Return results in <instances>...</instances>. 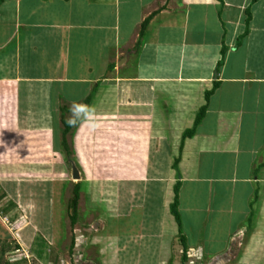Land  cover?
<instances>
[{
	"label": "crops",
	"instance_id": "1",
	"mask_svg": "<svg viewBox=\"0 0 264 264\" xmlns=\"http://www.w3.org/2000/svg\"><path fill=\"white\" fill-rule=\"evenodd\" d=\"M72 101L99 122L74 131L78 181L50 171ZM68 183L84 214L62 254ZM0 190L26 264H264V0H0Z\"/></svg>",
	"mask_w": 264,
	"mask_h": 264
},
{
	"label": "rangeland",
	"instance_id": "2",
	"mask_svg": "<svg viewBox=\"0 0 264 264\" xmlns=\"http://www.w3.org/2000/svg\"><path fill=\"white\" fill-rule=\"evenodd\" d=\"M46 159H48V158H46ZM54 160L57 161L56 158H54ZM63 164H64L63 166H59V170H57V169L50 170L52 168V166H50L49 169H47V170H50L53 173H56L57 174L56 177L60 176L63 173L62 176L65 175L66 178H68L70 180V178H71V166L68 165L65 161H63ZM55 167L57 168L58 166H55ZM222 174L224 176H226L228 179L231 178L233 175L232 166H222ZM50 188L51 187H49V190H50ZM72 189H73V185L71 183H68L64 187V191L61 195V198H59L60 200L57 202V199L55 198L56 202H54L55 205L57 206L58 212L60 211L61 214L63 213V216L61 215L62 216L61 226H62V230H63L64 239H63L62 245L60 247L61 251L58 252V253L61 252L62 254H65V251H68L69 245H70V229H71V227H70V214H71L70 211H71V209L69 210V203H70L72 196H73ZM41 201L42 202L39 203V206L41 207V212L44 211V212H46V214H48L50 211V209H49L50 195L48 194L47 196L43 197L41 199ZM32 205H34V204H32ZM46 209H48V211ZM83 209H84L83 198H81V195H79L78 202H77V211H79L78 212L79 215L84 214ZM4 215L7 216V218H8L5 221L17 219V224L15 223V221H12L13 226L10 225L11 230H12V228L15 229L14 226H19V225H22V223H24V219H22L20 217V214H19V212H17V209L14 207L13 203L10 204L5 198H3L2 191L0 190V216H4ZM91 219H93V218L89 215V218H88V220L85 221V223L90 222ZM13 222L15 224H13ZM0 236L5 238V232L0 231ZM4 242H6V243H2V241H1V248L4 249V251H7L4 254V260H6L9 264H26L25 261L22 259L23 258L22 252H19L21 250H19L16 242L12 241L10 239H8ZM15 253H16V255H15ZM18 253H20V254H18Z\"/></svg>",
	"mask_w": 264,
	"mask_h": 264
},
{
	"label": "trees",
	"instance_id": "3",
	"mask_svg": "<svg viewBox=\"0 0 264 264\" xmlns=\"http://www.w3.org/2000/svg\"><path fill=\"white\" fill-rule=\"evenodd\" d=\"M248 20H249V15L247 13V20H246V28H247V24H248ZM149 18H147L140 27L139 30V36H138V40L135 44V49L137 50L141 44H142V40L144 38L145 35V29L146 26L148 24ZM247 33V30L245 31V34ZM240 41V38L238 39ZM221 55H224V48L221 51ZM221 62L218 64L220 65ZM217 88V84L213 85L212 90L208 91L205 93V102H208V99L210 97V95H212V93L214 92V90ZM88 101V100H86ZM85 101V103H86ZM206 110V106H203L199 109V112L197 113L196 117H195V121L193 123V127L190 130H186L183 133L182 139L185 138H190L193 136L194 131L196 126L200 123V121L202 120L204 113ZM76 128L74 127H69L65 121L63 119H61L60 121V128H59V144L61 147V151L64 157L65 162L71 166V163L73 162V149H72V137L74 134ZM174 169H176V162L175 165L173 166ZM262 166H257V168H261ZM79 184H76L73 186L72 189V199L69 203V210L70 211V225L73 226L75 224L76 221V216H77V202H78V198H79ZM178 186L175 185L174 187V199H173V203L170 206V210H171V214L173 215V217L175 218V221L177 223H179V217H178V213H177V193H178ZM180 239V243L183 246V250H182V261L184 262L186 260V246L184 245V238L180 235L179 237ZM72 246V243H71ZM48 249V245L43 241V239H41L40 237H36L33 241L32 247H31V253L33 254V256L38 259V260H44L45 256L47 255L46 250ZM7 251H4V249L1 248V242H0V264H9L6 260H4V254Z\"/></svg>",
	"mask_w": 264,
	"mask_h": 264
},
{
	"label": "clouds",
	"instance_id": "4",
	"mask_svg": "<svg viewBox=\"0 0 264 264\" xmlns=\"http://www.w3.org/2000/svg\"><path fill=\"white\" fill-rule=\"evenodd\" d=\"M68 112L69 115L66 117L65 123L69 127L79 128L83 126L91 132L99 125L95 110L90 105L72 101Z\"/></svg>",
	"mask_w": 264,
	"mask_h": 264
},
{
	"label": "water",
	"instance_id": "5",
	"mask_svg": "<svg viewBox=\"0 0 264 264\" xmlns=\"http://www.w3.org/2000/svg\"><path fill=\"white\" fill-rule=\"evenodd\" d=\"M71 180L73 181L79 180V173L74 164H71Z\"/></svg>",
	"mask_w": 264,
	"mask_h": 264
}]
</instances>
